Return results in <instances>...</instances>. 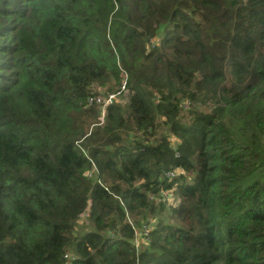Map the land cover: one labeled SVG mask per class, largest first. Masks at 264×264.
<instances>
[{
  "label": "trees",
  "instance_id": "16d2710c",
  "mask_svg": "<svg viewBox=\"0 0 264 264\" xmlns=\"http://www.w3.org/2000/svg\"><path fill=\"white\" fill-rule=\"evenodd\" d=\"M69 263L264 264V0H0V264Z\"/></svg>",
  "mask_w": 264,
  "mask_h": 264
},
{
  "label": "built area",
  "instance_id": "2783aa9c",
  "mask_svg": "<svg viewBox=\"0 0 264 264\" xmlns=\"http://www.w3.org/2000/svg\"><path fill=\"white\" fill-rule=\"evenodd\" d=\"M126 85H127V78H123L121 83H120V87L117 91L115 92H107V93H100V94H95V95H91L89 98H88V103L89 104H94V105H97L99 106L100 108V116H99V123H102L103 120H104V115H105V112H106V108L116 100V97L119 93H121L125 88H126ZM169 175H173V172H170ZM161 196L167 201V202H170L171 198H172V195H171V192L168 191V190H162L161 192ZM85 215H87V213H83ZM81 214V216L83 215ZM129 223L131 224L132 228L134 229L135 231V238H134V242H135V245L138 247V244H139V241L142 242V243H145L147 244L150 240V236H149V233H150V227L148 224L146 223H143L141 224L140 228H137L131 221H129ZM140 237H142L140 239ZM68 255H66L67 257ZM70 257V260L72 259V256H68ZM71 264V263H69Z\"/></svg>",
  "mask_w": 264,
  "mask_h": 264
},
{
  "label": "rangeland",
  "instance_id": "374dc122",
  "mask_svg": "<svg viewBox=\"0 0 264 264\" xmlns=\"http://www.w3.org/2000/svg\"><path fill=\"white\" fill-rule=\"evenodd\" d=\"M108 92H111V91H108ZM112 92H115V91H112ZM99 94L100 93H105L102 89H100L99 90V92H98ZM107 93V92H106ZM125 95H126V93L125 92H121V93H119L118 95H117V97H116V100L117 101H122V102H124V100H125ZM100 109V108H99ZM100 112V111H99ZM100 114L101 113H99V116H100ZM99 116H98V120H99ZM173 140L175 139V138H172ZM179 201H180V199L178 198V196L177 195H175V194H173V197L171 198V200H170V202H167L168 204H172V205H177L178 203H179ZM164 215H167V212H165L164 213ZM86 215L85 214H83L82 216H81V218H83V217H85ZM172 223H174V224H178V222L177 221H173ZM143 224V223H142ZM151 225V224H150ZM141 226V225H140ZM86 228V221L84 220V219H81V221L80 222H78V231L79 232H81L82 230H84ZM140 228V227H139ZM142 237H140V239H141ZM135 244V243H134ZM142 242H140L139 241V244H138V247H136L137 249H140L141 247H142ZM71 246V245H70ZM72 247V246H71ZM71 247H69L68 248V250H67V254H68V256H71V255H74L71 251H72V248Z\"/></svg>",
  "mask_w": 264,
  "mask_h": 264
}]
</instances>
